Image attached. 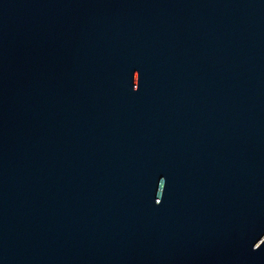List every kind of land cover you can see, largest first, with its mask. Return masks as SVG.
I'll use <instances>...</instances> for the list:
<instances>
[{"label": "water", "instance_id": "95a60500", "mask_svg": "<svg viewBox=\"0 0 264 264\" xmlns=\"http://www.w3.org/2000/svg\"><path fill=\"white\" fill-rule=\"evenodd\" d=\"M0 264H264V0H0Z\"/></svg>", "mask_w": 264, "mask_h": 264}]
</instances>
